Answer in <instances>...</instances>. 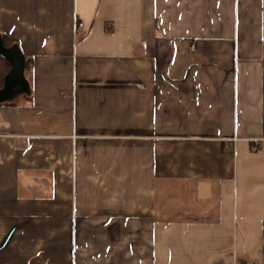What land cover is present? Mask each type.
<instances>
[{
  "label": "crops",
  "instance_id": "1",
  "mask_svg": "<svg viewBox=\"0 0 264 264\" xmlns=\"http://www.w3.org/2000/svg\"><path fill=\"white\" fill-rule=\"evenodd\" d=\"M2 38L0 264H264V0H0Z\"/></svg>",
  "mask_w": 264,
  "mask_h": 264
},
{
  "label": "water",
  "instance_id": "2",
  "mask_svg": "<svg viewBox=\"0 0 264 264\" xmlns=\"http://www.w3.org/2000/svg\"><path fill=\"white\" fill-rule=\"evenodd\" d=\"M0 56L5 58L12 67L10 74L5 80L4 88L0 90V101H4L26 90L27 85L24 78L25 62L16 50L5 49L1 43Z\"/></svg>",
  "mask_w": 264,
  "mask_h": 264
},
{
  "label": "trees",
  "instance_id": "3",
  "mask_svg": "<svg viewBox=\"0 0 264 264\" xmlns=\"http://www.w3.org/2000/svg\"><path fill=\"white\" fill-rule=\"evenodd\" d=\"M2 45L5 49H10L13 45V43L10 42V40L8 41V38H2ZM11 64L2 56H0V90H2L4 88L5 85V80L8 77V75L11 72ZM31 69V65L30 62H26L25 63V71L29 72Z\"/></svg>",
  "mask_w": 264,
  "mask_h": 264
},
{
  "label": "built area",
  "instance_id": "4",
  "mask_svg": "<svg viewBox=\"0 0 264 264\" xmlns=\"http://www.w3.org/2000/svg\"><path fill=\"white\" fill-rule=\"evenodd\" d=\"M83 28V25L82 24H79L77 29H82Z\"/></svg>",
  "mask_w": 264,
  "mask_h": 264
}]
</instances>
